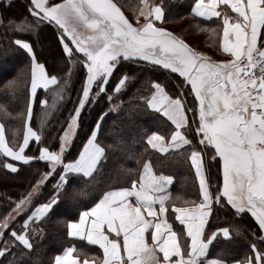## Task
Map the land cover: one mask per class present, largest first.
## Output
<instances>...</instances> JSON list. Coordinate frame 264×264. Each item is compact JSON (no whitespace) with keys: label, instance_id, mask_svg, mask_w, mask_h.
Here are the masks:
<instances>
[{"label":"snow or ice","instance_id":"6c2138e0","mask_svg":"<svg viewBox=\"0 0 264 264\" xmlns=\"http://www.w3.org/2000/svg\"><path fill=\"white\" fill-rule=\"evenodd\" d=\"M220 5L230 7L237 15L232 17L227 11L218 10ZM29 11L36 18L35 24L21 21L14 28L31 33L45 21L57 25L59 42L63 46L62 58L69 65L82 64L86 77L79 103L70 113L67 127L59 134V149L41 146L38 158L24 154L32 138L42 143L41 134L30 126L38 90L43 88L54 98L62 99L70 76L50 75L45 65L38 62L28 40H14V45L25 50L30 57L28 119L24 121L23 142L18 150L7 145L4 126L0 125V152L25 164L34 159L47 162L49 171L42 174L26 196L22 194L13 211L17 214L25 212L54 172H59V179L52 197L31 210V215L24 220V230H13L10 238L3 240L0 256L6 255L13 245L23 246L21 255L25 254L24 249H32L30 233L37 229H31L30 222H42V218H46V214L59 203L61 192L68 184L74 180L91 179L99 171L106 155L105 148L98 143L103 116L91 129L76 158L65 162V154L73 143L86 102L98 100L107 91L110 77L121 59L143 61L171 70L190 85L199 104V122L195 128V135L200 137L198 145L184 134L186 127L191 129L186 112L195 114L197 109H189L180 96L173 98L161 83L153 82L150 94L139 96V101L145 109L159 113L174 126L167 141L158 132L147 137L152 149L167 153L170 149L192 148L188 158L199 180L200 201L193 202L191 207L173 205L176 220L184 226L185 246L166 218V201L170 199L167 186L173 177L157 175L152 166L144 162L138 179H132L131 187H113L104 191L92 207L79 212L78 220H69L68 236L85 238L90 244L98 245L103 250V257L97 259L96 264H229L228 259L221 258L225 255L223 249L218 250L217 258L210 259L207 254L210 246L220 240L230 242L234 233L241 234V229L235 225L212 229L214 208L226 209L230 205V210H235L234 216L250 213L264 232V49L257 48L258 37H264V0H195L191 8L195 16L222 17L220 47L224 53L230 54L231 59L221 61L210 60L171 31L156 26L155 21L165 19L163 0L159 3L141 0L138 16H143L144 22L135 27L112 0H62L61 3L30 0ZM233 20L235 22H231ZM78 26H83L91 34L78 30ZM9 30H13L11 21ZM257 65L261 73L259 77L252 71ZM132 80L134 77L127 74L120 77L108 100L111 101ZM40 103L45 109L50 107L46 100ZM57 106L54 103L51 107ZM212 149L213 159L219 158L223 175V184L218 186L215 194L209 190L202 158V153ZM4 167L17 171L11 163H5ZM10 219H14L11 213L0 220V238L9 228ZM149 231L151 244L145 238ZM258 239L264 244V236ZM251 247L254 258L232 260L231 264H264V251L259 250L256 242ZM157 250L163 254V259ZM73 251V247L65 248L55 257V264H80L72 255ZM9 264H14V260ZM84 264H91V261L85 259Z\"/></svg>","mask_w":264,"mask_h":264},{"label":"trees","instance_id":"16d2710c","mask_svg":"<svg viewBox=\"0 0 264 264\" xmlns=\"http://www.w3.org/2000/svg\"><path fill=\"white\" fill-rule=\"evenodd\" d=\"M119 1L121 9L132 16L139 7V0ZM61 2L62 0H50V3ZM163 4L166 9L164 23L192 47H204L203 40L207 32H202L198 36L196 32L209 26V22L191 16L187 0L184 2L163 0ZM29 8L30 0H0V123L4 126L5 137L10 147L17 149L22 143L24 121L28 119L27 100L31 84L30 57L25 50L14 45V40H28L33 46L38 62L45 65L50 75L70 76V82L62 99L53 97L46 100L50 106L47 108L49 114L46 118L42 117L45 108L40 101L49 92L41 88L34 99L30 126L41 134L42 143L32 138L24 154L38 158L41 146L52 150L59 149V134H62L70 113L74 112L75 106L78 105L86 69L82 64L69 65L66 59L62 58L63 46L59 42L58 26L54 23L45 21L31 33H24L14 28V25L21 21L35 24L36 18ZM10 21L13 30H9ZM183 29H186V34L182 32ZM191 36H197L196 40H190ZM68 42L70 43V40ZM125 74L134 77V80L109 101L108 96L113 94L115 84ZM153 82L161 83L170 96H180L189 109H197L198 102L191 94L190 85L186 84L178 73L143 61L121 59L110 77L107 91L98 100L86 102L73 143L65 154L67 157L65 162L75 159L90 135L91 129L103 116L98 143L105 148L106 155L99 171L91 179L74 180L73 183L68 184L61 192L59 203L46 214V218H42V222H30V228L37 229L35 233H30L32 249H24L25 254L21 255L23 246L13 245L6 255L0 256V264H9L13 260L14 264H52L57 254L68 244L76 242L67 234V222L76 220L80 211L92 207L104 191L113 187H130L132 179H138L140 169L146 161L151 164L155 173L171 175L174 178L171 188L174 202L186 203L189 201L186 199H198L197 184L188 158L192 148L185 146L182 151L160 153L150 148L146 142V137L150 133L158 132L168 137L172 129L166 118L150 109H145L139 101V96L150 93L149 89ZM54 103L58 106L51 107ZM115 105L119 107H114ZM187 112L191 129L186 127L184 134L193 141V144L198 145L200 137L195 135L198 110L195 114L192 111ZM213 154L214 149L202 153V156L211 191L215 194L218 186L222 185V178L219 158L213 159ZM5 163L14 164L17 171L12 172L5 168ZM47 171H49L47 162L34 159L25 164L14 161L0 152V220L15 209V202L21 199L22 194L26 196L36 181ZM58 179L57 171L41 186L39 195L33 197L29 208L25 212L16 214L14 219L9 221V228L0 238V248L4 247L3 240L9 239V234L13 230L18 232L24 230V220L31 214V210L52 197ZM230 209V205L226 209L214 208V215L211 218L212 229L235 225L241 229V234L234 233L233 239L227 243L223 240L216 242L210 248V254L216 257L218 250L223 249L225 255L221 258L242 260L252 254L253 242L259 245V250L264 251V244L258 239L263 233L255 218L250 213L234 216L235 210Z\"/></svg>","mask_w":264,"mask_h":264},{"label":"crops","instance_id":"0c3cea01","mask_svg":"<svg viewBox=\"0 0 264 264\" xmlns=\"http://www.w3.org/2000/svg\"><path fill=\"white\" fill-rule=\"evenodd\" d=\"M180 1H183L184 2V0H177V2H180ZM112 2L115 3L120 8V10L124 14V16L127 17L129 23H131L134 27L135 26H138L139 24H142L144 22V17L143 16H138L139 7H140V4H141V0H139V7H138L136 13L133 16L130 15V14H127L126 11H123L121 9L120 1L119 0H112ZM145 2L146 3H154V2L155 3H159L160 0H145ZM187 2L190 5V15L191 16H194L197 19L204 20L205 22L208 21L209 22L208 23L209 26H206L205 28H202V29H200L199 31L196 32L197 34H202V32H205V31L207 32V36L205 37V40H203L204 47H198V46L197 47H192L189 43H187L185 40L184 41L190 47H192L194 50H196L199 53L204 54L207 57H209L210 60H212V61H221V60L231 59L230 54L224 53L223 50H222V48L220 47V41H221L222 36H223V20H222V17L221 18L212 17V18L208 19V18H202V17L195 16L194 14L191 13V8L194 6L195 0H187ZM218 10H220V11H227L228 14L230 16H232V17H235L237 15L236 13L232 12V10H231L230 7L225 8L223 5L218 6ZM231 22H235V21L233 20ZM155 23H156V26L163 27V28L171 31L172 33H174L172 31V29H170V27L166 23H164L163 20L162 21H155ZM179 38L182 39L181 37H179ZM262 44H264V37H258L257 47L258 46H261ZM192 95L194 96V94H192ZM173 98H176V97H173ZM186 117L188 119V112H186ZM198 122H199V119H198ZM0 125H2V124L0 123ZM170 125H171V122H170ZM173 130H174V126H172V129H171L170 133L168 134V137H165L166 141L168 139H170V135H171V132ZM149 135H151V133ZM160 135H163V134H160ZM4 136H5V131H4ZM147 137H146V142H147ZM5 142L9 146V144H8V142L6 140V137H5ZM22 142H23V140H22ZM148 146L151 148V146L149 144H148ZM13 150H18V148L17 149H13ZM154 150L160 152L157 149H154ZM170 151H173V150L170 149L169 152ZM160 153H164V152H160ZM7 157L10 158V159H12V160H14V161H16L13 157H9V156H7ZM202 158H203V156H202ZM189 161H190V159H189ZM146 162H148V161H146ZM203 163H204V168H205V174L207 176V169H206V164L204 162V158H203ZM190 164H191V161H190ZM142 168H143V165H142V167H141L140 170H142ZM192 169H193L194 179H195L196 184H197L196 185L197 186V192H198V199L197 200H195L193 198H189V199H186V200H189V201H186V203L174 202L173 196H172V193H171V188H172V185L174 183V178H173L172 182L167 186V190H168V193L170 195V199L168 201H166V208L168 209V212L166 214V218H167L168 222L172 225L173 231H175L178 234L180 240L182 241V243L185 246H186V237L183 235L184 226H183V224L180 223V221L176 220L175 217H176L177 214L174 212L173 205H175L176 207H191L192 204H193V202L199 203V201H200L199 180L196 177L195 169L193 167H192ZM153 171H154V169H153ZM156 174L157 175H160L162 173H160V174L156 173ZM163 175H165V176H171V175H167V174H163ZM221 178H222V184H223L222 170H221ZM209 190L211 191V188L210 187H209ZM156 207L158 208L159 205L157 204ZM78 219H79V217L76 220H78ZM67 233H68V229H67ZM262 233H263V236H264V232H262ZM112 235L115 236L114 233ZM69 238L75 240L76 242L75 243L68 244L65 248H68V247H73L74 248V251H73L72 255L77 257V259L80 261V264H84V260L85 259H88L89 261H91V264H96V260L97 259L102 260L103 250L100 249L98 245H92V244H90L85 238H73V237H69ZM145 238H146V242L148 244H151L152 243L151 236H150V231L145 233ZM121 243H122V237H121ZM210 248H212V246H210ZM64 249L59 254H57V255L62 254L63 251H64ZM157 252H158V250H157ZM77 253H79V255ZM158 255L160 256L161 259H163V254L162 253H159L158 252ZM207 255L209 256L210 259L211 258H217L214 255H211L210 254V251H209V253ZM248 257L254 258L255 257V252L253 251L252 254H250ZM234 260H239V259H234ZM228 261H229V264H231L232 260L229 259ZM52 264H55V258H54Z\"/></svg>","mask_w":264,"mask_h":264},{"label":"rangeland","instance_id":"374dc122","mask_svg":"<svg viewBox=\"0 0 264 264\" xmlns=\"http://www.w3.org/2000/svg\"><path fill=\"white\" fill-rule=\"evenodd\" d=\"M175 28H177V27H175ZM78 30L83 31V32H85L86 34H91L90 31L87 30V29H85V28H83V26H78ZM182 32H183L184 34H186V29H183ZM196 35L198 36V34H196ZM197 36H196V37L191 36L189 39L192 40V41H195L196 38H197ZM55 57H56V56H55ZM56 58H58V57H56ZM94 89H95V87H94ZM55 90H56V89L53 88V91H55ZM93 95H95V92H93ZM51 98H53V95H52L51 92H49L48 94H45V96L42 98V100H48V99H51ZM78 103H79V101H78ZM198 107H199V104H198ZM198 107H197V110H198ZM48 114H49V109H44V110H43L42 117L46 118V117L48 116ZM198 119H199V114H198ZM66 127H67V126H66ZM16 214H17V213L14 212V211L11 212V216H12V217H14ZM10 220H11V219H10ZM10 220H9V221H10Z\"/></svg>","mask_w":264,"mask_h":264},{"label":"built area","instance_id":"2783aa9c","mask_svg":"<svg viewBox=\"0 0 264 264\" xmlns=\"http://www.w3.org/2000/svg\"><path fill=\"white\" fill-rule=\"evenodd\" d=\"M257 48L264 49V44H262L261 46H258ZM254 56H255L257 59H259L257 53H254ZM245 63H246V60H245ZM252 71L255 73V75H256L257 77H259V76L261 75V73H260V71H259V65H257V67H255Z\"/></svg>","mask_w":264,"mask_h":264}]
</instances>
